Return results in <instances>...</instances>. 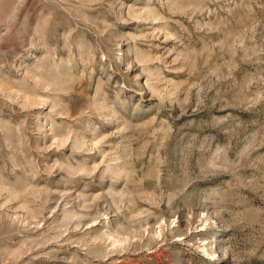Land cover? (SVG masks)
<instances>
[{
  "label": "rangeland",
  "instance_id": "1",
  "mask_svg": "<svg viewBox=\"0 0 264 264\" xmlns=\"http://www.w3.org/2000/svg\"><path fill=\"white\" fill-rule=\"evenodd\" d=\"M0 264H264V0H0Z\"/></svg>",
  "mask_w": 264,
  "mask_h": 264
}]
</instances>
